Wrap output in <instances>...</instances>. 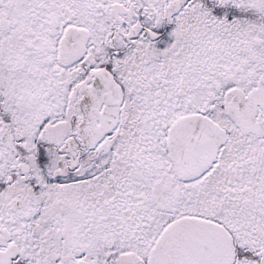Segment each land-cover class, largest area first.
I'll list each match as a JSON object with an SVG mask.
<instances>
[{
	"label": "snow or ice",
	"instance_id": "6c2138e0",
	"mask_svg": "<svg viewBox=\"0 0 264 264\" xmlns=\"http://www.w3.org/2000/svg\"><path fill=\"white\" fill-rule=\"evenodd\" d=\"M0 264H264V0H0Z\"/></svg>",
	"mask_w": 264,
	"mask_h": 264
}]
</instances>
